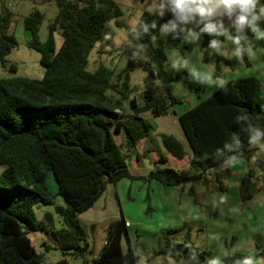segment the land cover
Returning <instances> with one entry per match:
<instances>
[{
    "label": "trees",
    "instance_id": "16d2710c",
    "mask_svg": "<svg viewBox=\"0 0 264 264\" xmlns=\"http://www.w3.org/2000/svg\"><path fill=\"white\" fill-rule=\"evenodd\" d=\"M53 3L56 15L48 24L43 41L39 38L43 11L32 8L23 16V29L29 36L25 44L39 53V63L43 66L41 76L0 78V166L4 167L0 172V264H69L68 257L83 256L88 249V233L79 215L99 200L109 184L133 178L128 169V154L121 150L113 132L122 135L129 151L148 136L152 128L143 113L148 112L154 118L165 116L174 112L175 104L181 103V98L172 92V83L181 77L166 73V53L163 47L153 45L155 33L151 39L148 35L140 39L144 51L136 59L130 58L131 49H128L127 62L117 74L102 63L93 70L88 68L89 53L108 34L109 22L123 14L117 2L53 0ZM142 18L155 19L159 26L171 18V14L157 18L145 11ZM12 25V13L2 5L0 65L16 70L13 63L6 62L7 55L18 45ZM56 35L61 36L59 45ZM209 39L211 37L204 34L200 45H207ZM165 40L167 45L176 47L182 39L173 40L169 34ZM214 57L216 61L224 59ZM244 62L249 64L247 58ZM136 67L145 72L141 102L130 97V72ZM217 75L221 74L215 66L214 76ZM229 81L226 92L215 89L177 117L191 150L188 165L193 171L154 167L144 180L153 179L182 190L188 185L187 192L194 201L195 185L210 183L216 190L226 189L217 169L227 167L223 161L232 154L218 156L216 150L232 133H238L242 141L236 160L250 149L246 131L234 123L233 117L238 112L246 113L252 124L264 127V97L258 77ZM123 101H127L129 111ZM162 143L172 157L178 160L185 157L182 144L173 136H164ZM158 162L166 163V157L160 155ZM258 166L262 167L260 163ZM49 175L55 180V192L47 185ZM252 179L253 171L249 166L238 183L241 201L255 195L257 188ZM58 196L63 205H54ZM37 204L54 205L63 224L60 229L50 230L60 252L53 263L45 260L29 238L31 232L46 227L44 223L39 224L35 214ZM44 219L52 222L51 215L45 214ZM94 229L92 225L90 231L93 233ZM166 231L174 232L177 228ZM105 234V243L92 260L93 264H139L122 216L108 223ZM123 235L128 241L125 251L121 248ZM157 253L169 258L181 257L189 264H209L214 257L203 247L175 242L168 236H164ZM249 255L256 261L252 253L231 254L229 251L220 259L223 264H238ZM256 264L259 263L256 261Z\"/></svg>",
    "mask_w": 264,
    "mask_h": 264
},
{
    "label": "rangeland",
    "instance_id": "374dc122",
    "mask_svg": "<svg viewBox=\"0 0 264 264\" xmlns=\"http://www.w3.org/2000/svg\"><path fill=\"white\" fill-rule=\"evenodd\" d=\"M14 1L0 0V7L9 5L13 8L16 5ZM37 5L36 8L44 13L39 29V38L43 41L47 36V26L56 15V7L53 0ZM147 5L148 0H130L129 5H120L124 7L123 14H125L113 19L108 24V38L104 39V42L100 45L107 50V54L103 50L97 51L99 45L97 43L89 53V69L93 70L98 64L102 63L111 66L117 74L124 68L129 49V46L125 43L128 26L137 18L136 14L147 11ZM127 7L131 11L128 15H126V13H129ZM260 24L261 27H264V21ZM250 34L249 38L252 39L253 34L251 32ZM56 36L58 40L56 42L59 45L61 36L59 35L60 39L58 35ZM253 43L254 48H252V58L248 59L249 64L245 62L237 64L235 58L231 61L225 59L216 61L214 56H207L202 46L193 48V45L182 40V43L178 46L172 47L167 45L165 38L161 40L155 37L153 45L164 48L168 59V67L172 60L186 59L189 61L190 67L195 66L201 73L208 75L210 79L208 84H201L195 82L187 74L186 69H181L179 72L175 71L174 74L181 77L180 80L173 82L175 83V91L179 90L184 98H181V103L175 104L174 107L177 110L189 107L194 103L197 94L203 96V99L207 97L213 91L212 80L216 77L231 79L232 77H242V75H254L259 79L261 95L264 97V40L253 41ZM228 47L230 48L231 45L229 44ZM6 62L7 64L13 63L16 70L0 65V78L22 76L39 78L43 72V66L39 63V53L28 47L24 39L18 40L17 47L7 55ZM202 65L204 68H201ZM215 66H217L221 75L214 76ZM144 75L145 72L140 67H136L130 72V85L133 86L131 93L137 102H141L144 88L142 78ZM196 88H199V90H196ZM123 104L128 107L126 101H123ZM170 114V117L165 120L172 121L173 125L175 124L174 115H172L173 113ZM147 119L152 125V118ZM176 124L178 125V123ZM113 136L117 143L121 145V150L128 154V166L130 165V157L135 160L136 166L130 165V167L137 177L132 179L122 178L116 183L114 189L109 186L108 191L99 198L94 207L87 213L81 214V224L88 233V243L95 253L100 245L99 237L104 235L105 227L116 217L118 219L122 216L125 222L130 223V226L129 223L127 226V234L131 247L138 254L139 264H189L181 257L169 258L157 253L164 243V236H168L175 242H187L190 245L203 247L211 251L214 257L219 258L224 257L228 251L231 254L252 253L255 255L257 263L264 264V149H261L260 154H257V162L252 156L247 155L249 166L253 171L252 180L257 188L251 199L241 201L238 195L239 179L244 172H239L237 169H239L238 164L243 160L242 158L239 161L237 159L233 166H228V169H217L220 179L226 187L224 191L214 189L210 183L209 185H206L207 183L198 184L195 185L194 201L193 197L187 192L188 185H185L184 190H182L180 187L164 186L153 179L147 180L145 178L144 180L143 178L146 176H141V173L154 167L153 157L145 156L137 160L136 155L139 147L135 146L127 151L122 135L113 132ZM162 146L161 140L155 144L157 150ZM184 146L185 150L189 151L185 142ZM182 162L185 163L184 166L186 167H181ZM187 162L188 159L186 158L185 162L171 158L170 165L174 168L181 167L180 169L192 172L193 169L189 167ZM259 163L262 166L261 168L258 166ZM3 168V166H0V172ZM47 185L51 191L55 192L57 190L52 175H49ZM63 204L62 198L58 196L54 205ZM54 205L37 204L34 206L39 224L43 225L44 223L46 227L43 230H37L29 234L30 241L35 249L44 254L45 260L52 263L55 259L50 246L55 241L50 235V230L51 228L60 229L63 227L61 219L54 211ZM45 214L52 216L51 223L44 219ZM92 222L97 223L93 233L90 231L89 226ZM172 228H177V231L170 233L166 231ZM127 242L125 235H123L121 243L123 249L126 248ZM89 250L87 249L83 256L68 257L69 264H83L85 260L88 262L87 264H93L92 259L95 256ZM47 253L49 254L46 257Z\"/></svg>",
    "mask_w": 264,
    "mask_h": 264
},
{
    "label": "clouds",
    "instance_id": "9594fccd",
    "mask_svg": "<svg viewBox=\"0 0 264 264\" xmlns=\"http://www.w3.org/2000/svg\"><path fill=\"white\" fill-rule=\"evenodd\" d=\"M147 11L157 18L170 13L171 18L158 26L155 19L145 21L143 13L136 14L137 18L128 26L125 41L131 49V59H136L144 51L140 39L145 35L151 39L153 33L161 40L171 34L173 40L182 39L193 45V48L201 47L198 42L207 34L211 39L202 47L207 56H222L229 61L235 58L237 64H242L245 58H252L253 41L264 40V27L260 24L264 21V3L261 0H148ZM247 32L253 34L252 39ZM219 37H224V40ZM105 38H108L107 35ZM169 67L176 72L186 69L187 74L197 83L210 82L208 75L201 73L195 66L190 67L186 59L172 60ZM229 82L226 77L212 80L215 88L222 92L227 91ZM233 121L246 131L249 147L264 149V127L252 124L246 113L238 112ZM241 147L239 134L232 133L230 139L216 150V154L223 156L224 153H231L223 161L230 167L237 162L235 154L239 153ZM209 264H223V261L219 257H212ZM238 264H256V261L249 255L241 258Z\"/></svg>",
    "mask_w": 264,
    "mask_h": 264
},
{
    "label": "crops",
    "instance_id": "0c3cea01",
    "mask_svg": "<svg viewBox=\"0 0 264 264\" xmlns=\"http://www.w3.org/2000/svg\"><path fill=\"white\" fill-rule=\"evenodd\" d=\"M115 2H117L119 5H123V4H130V0H114ZM14 2H16V5H14V7L13 8H11L9 5H7L6 7L11 11V13H12V28H13V32H14V34H15V37L17 38V40H20V39H24V42L27 40V38L29 37L28 36V33L23 29V16L30 10V9H32V8H36L38 5L37 4H41V3H43V2H51V0H15ZM13 4V3H12ZM123 8V11H124V7H122ZM128 8V11H129V14L131 13V11H130V9H129V7H127ZM0 9H1V7H0ZM125 14V13H124ZM124 14H122L121 16H123ZM110 23V22H109ZM115 23H117L116 21H115ZM26 33V34H25ZM109 33V32H108ZM108 36V35H107ZM112 38V37H111ZM104 39H107V38H104ZM104 39L101 41V42H99V45L97 46V51H100V50H103V51H105L106 52V54H107V50L106 49H104V47H101L100 45H101V43L102 42H104ZM109 42H110V40H109ZM180 43H182V40L180 41ZM179 43V44H180ZM115 49V48H114ZM165 51V50H164ZM166 53V52H165ZM110 56V55H109ZM110 57H112V56H110ZM206 65H208L207 63H206ZM108 66V65H107ZM210 66V65H209ZM111 67V66H110ZM206 67V66H205ZM169 67H168V59H167V55H166V61H165V63H164V69H165V71H166V73L169 75V76H173V75H175L174 74V72L175 71H168V70H170V69H168ZM201 68H204V66L202 65V67ZM168 71V72H167ZM41 76V75H40ZM247 76H254V75H246V76H244V75H242V77H247ZM143 78H144V76H143ZM142 78V79H143ZM234 77H232L231 79H233ZM230 79V78H229ZM228 79V80H229ZM174 84L175 83H173V86H172V92H173V95L174 96H178L177 98H184V97H182L183 95H181L180 93H179V90H177V91H175V86H174ZM132 87L133 86H131L130 85V88L132 89ZM216 88H215V86H214V84H213V91L215 90ZM212 91V92H213ZM211 92V93H212ZM210 93V94H211ZM130 97H133L132 96V93H131V95H130ZM205 98V97H204ZM203 99V96H199V94H197V96H196V98H195V101H194V103H192V105H190L189 107H184L183 109H179V110H177L175 107H172V110L174 111L173 112V114L172 115H174V123L175 124H173L172 125V121H168V120H165L167 117H170V113L169 114H167V115H165V116H159V117H151V115L148 113V112H145V113H143V116L145 117V118H152V128H151V130L149 131V133H148V136H146V137H144V138H142L141 140H139V142L137 143V145L136 146H138L139 147V151H138V153H137V155H136V159L138 160L139 158H141V157H145V156H152L153 157V162H154V167H165V166H168V167H172L170 164H171V158H174V157H172L170 154H168V153H166V151H165V149H164V147L162 146V148H159V150H157L156 149V147H155V144L156 143H158V141H160L161 140V142H162V138L164 137V136H167V135H171V136H173L174 138H176L181 144H182V146H183V148H184V150H185V146H184V142L186 143V145H188V143H187V141H186V138H185V136H184V133H183V131H182V129H181V127H180V125H179V123H178V120H177V117H178V115L179 114H181L182 112H184L185 110H187L188 108H190V107H192V106H194V105H196L197 103H199L201 100ZM127 102V101H126ZM123 106H124V108L126 109V111H129V108L128 107H126L124 104H123ZM127 106H128V104H127ZM162 119H164V120H162ZM176 123H178V125L176 124ZM162 145H163V143H162ZM148 149V151H147V153H146V155H143L142 156V154H143V152L146 150V149ZM188 149H189V151H186V155H185V157L183 158V159H181L180 161H184L185 162V158L186 159H188V161H189V158H190V156H191V150H190V147H189V145H188ZM261 149L262 148H260V147H255V148H252V147H250V149L248 150V151H246L243 155H241L239 158H238V160L237 161H239V160H241L242 158H243V160L242 161H240L239 162V164H238V168L239 169H237V171H242V172H245V170H246V168L247 167H249V159H248V156L247 155H249L250 157L252 156L253 157V159L256 161V160H258L257 159V154H260V152H261ZM160 155H162V156H165L166 157V163H160V162H158V158H159V156ZM174 159H176V158H174ZM178 160V159H177ZM129 162H130V165H132V166H136V164H135V160L132 158V157H130L129 158ZM157 162V163H156ZM188 163V162H187ZM168 164V165H167ZM130 165L128 166V169H129V173L131 174V176H133V177H137V175H136V173H134L132 170H131V167H130ZM181 165V167L182 166H184L185 165V163H183L182 162V164H180ZM153 167V168H154ZM181 167H173L174 169H176V170H183V169H180ZM184 167H186V166H184ZM228 169V166L226 167H222L221 168V170H224V169ZM151 170V169H150ZM149 170V171H150ZM149 171H143V173H141V176H147L148 175V173H149ZM244 174V173H243ZM240 180V179H239ZM115 185L116 184H109L108 186H107V188L110 186L112 189H114L115 188ZM106 191H108L107 189H106ZM106 191H105V193H106ZM110 192H112V191H110ZM104 193V194H105ZM113 193V192H112ZM115 193H116V191H115ZM103 194V195H104ZM114 194V193H113ZM102 195V196H103ZM101 196V197H102ZM100 197V198H101ZM95 205V204H94ZM94 205L91 207V208H89L87 211H85V212H83V213H87L88 211H90L93 207H94ZM83 213H81V214H83ZM81 214L79 215V219H80V216H81ZM115 219H117V217L115 218ZM114 219V220H115ZM81 221V220H80ZM127 221V220H126ZM128 222V221H127ZM129 223V222H128ZM94 226V228H95V225L97 226V223L96 222H92L89 226L91 227V226ZM129 226H130V223H129ZM94 231H95V229H94ZM93 231V232H94ZM51 235V234H50ZM105 229H104V235H102V236H100L99 237V242H100V245L98 246V250L96 251V253L93 251V248H91L90 247V245H89V243H88V240H87V247H88V249H90L89 250V252L90 253H92L93 254V256H97V254H98V252L101 250V248H102V246H103V244L105 243ZM121 243H122V240H121ZM50 248L52 249V252H53V258L55 259L53 262H55L59 257H60V252L56 249V243L54 242V244L52 245V246H50ZM121 248H122V245H121ZM123 249V248H122ZM126 249V248H125ZM125 249H123V251H125ZM48 254L49 253H47L45 256L47 257L48 256ZM56 254H58V255H56ZM94 259V258H93ZM92 259V260H93ZM47 262H51V261H49V260H46Z\"/></svg>",
    "mask_w": 264,
    "mask_h": 264
},
{
    "label": "built area",
    "instance_id": "2783aa9c",
    "mask_svg": "<svg viewBox=\"0 0 264 264\" xmlns=\"http://www.w3.org/2000/svg\"><path fill=\"white\" fill-rule=\"evenodd\" d=\"M117 111H119V110H117ZM125 225L128 226V222H125Z\"/></svg>",
    "mask_w": 264,
    "mask_h": 264
}]
</instances>
